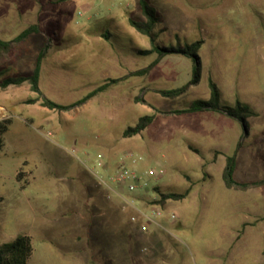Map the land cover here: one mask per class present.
Wrapping results in <instances>:
<instances>
[{"label":"rangeland","instance_id":"obj_1","mask_svg":"<svg viewBox=\"0 0 264 264\" xmlns=\"http://www.w3.org/2000/svg\"><path fill=\"white\" fill-rule=\"evenodd\" d=\"M144 1L160 20L158 46L203 42L199 85L174 100L156 94L191 81L192 60L175 55L146 77L128 78L65 112L25 105L34 98L27 85L0 91V120H11L0 151V246L28 237L27 264H264V187L234 192L221 180L225 158L234 155V181L264 180V0ZM129 20H144L139 0H0L1 40L32 25L41 30L0 69L30 74L48 45L39 90L57 105H72L155 60L135 54L151 44ZM106 32L108 42L100 38ZM209 78L222 105L238 100L258 114L248 120L247 136L212 112L156 114L207 100ZM152 115L145 131L122 138ZM222 119L224 127L213 124ZM207 125L224 133L221 141L196 135ZM122 171L146 187L113 181ZM191 185L183 201L150 205L155 189L182 194Z\"/></svg>","mask_w":264,"mask_h":264},{"label":"trees","instance_id":"obj_2","mask_svg":"<svg viewBox=\"0 0 264 264\" xmlns=\"http://www.w3.org/2000/svg\"><path fill=\"white\" fill-rule=\"evenodd\" d=\"M71 1L74 0H55V3L61 4ZM139 7L144 20L142 22H135L133 20H129L128 23L129 26L139 35L147 37L150 40L151 48L149 50L135 52L137 56H156L155 60L146 68L137 72L130 73L128 76L122 79L107 80L101 86L97 87L95 90H93L91 93L86 95L78 102L69 106H60L43 97L39 90L41 64L45 57V53L49 48L48 45H45L43 50L37 55L33 69L30 74L6 76L5 73H7L8 70L0 69V91H5L10 87L19 88L23 85H27L29 88V92L34 95V98L25 101V105H38L40 108L46 109L48 111L65 112L85 105L88 101L95 98L97 95L105 93L112 86H116L117 84L128 78L146 77L160 63L162 59L168 56L175 55L184 56L192 60L194 66L191 81L186 87L182 89L174 91H157L156 94H158L164 99L174 100L183 95L189 87H195L199 85L202 77V65L200 58L197 56V53L202 48L203 42L198 41L191 45H186L184 48L173 47L171 45H169L168 47L158 46V44H156V39L158 38V35L156 36L154 33V31L158 29L160 24L157 12L144 0H139ZM39 34H41V30L39 29V27L36 25H32L23 30L18 36H16L11 41H3L0 39V67L3 66L4 63H14L16 61V58L22 53L24 45L29 40V38ZM100 38L103 39L105 42H108L111 36L109 33L106 32L101 33ZM208 90L209 98L207 100L194 101L186 110L176 111L172 113L156 112V114L193 115L202 112H212L223 115L226 118L237 122L241 129L244 131L245 136H247L249 129L248 120L256 118L258 114L245 104L239 102L238 100L235 101L234 106L232 107L222 105L221 92L210 78L208 79ZM138 100L139 99H137V101ZM154 119V115L145 116L138 119L134 127L126 129V131L122 134V138L130 139L141 134L154 122ZM10 125V118L0 120V151L3 148V136L8 131ZM241 148L242 143L238 144L237 150H240ZM194 153L196 155L198 154L195 151ZM216 156H220V154L215 153L214 160L216 159ZM234 171L235 155L232 157H226L225 165L221 174L223 187L226 190L234 192H247L249 190H255L264 187V180L252 183H238L234 181ZM21 177L22 174L19 173L17 178L21 179ZM191 190L192 185L189 186L182 194H164L161 193L158 189H155V192L158 194V199L156 201L151 202L150 205L163 208L168 202L183 201L189 196ZM238 239L239 237L237 238V240ZM31 253L32 248L30 239L26 236H20L11 243L3 244L0 246V264H27ZM261 255L264 257V248L261 252Z\"/></svg>","mask_w":264,"mask_h":264},{"label":"crops","instance_id":"obj_3","mask_svg":"<svg viewBox=\"0 0 264 264\" xmlns=\"http://www.w3.org/2000/svg\"><path fill=\"white\" fill-rule=\"evenodd\" d=\"M218 115H220V114H218ZM220 116H223V115H220ZM224 118H226L225 116H223ZM231 120V119H230ZM234 121V120H233ZM225 122H226V120H223L222 119V121H216L215 123H213V124H219V125H215V126H218V127H224V125H225ZM211 126H213L214 127V125H207V126H205V127H200L201 129L199 130L198 129V131H197V136L198 137H201V138H205V139H214L215 141L217 140V141H221L222 140V138L224 137L223 135H224V133L223 132H221L219 129H216L214 132L212 131V127ZM201 130H206V132L205 133H202V131ZM262 252V251H261Z\"/></svg>","mask_w":264,"mask_h":264},{"label":"built area","instance_id":"obj_4","mask_svg":"<svg viewBox=\"0 0 264 264\" xmlns=\"http://www.w3.org/2000/svg\"><path fill=\"white\" fill-rule=\"evenodd\" d=\"M147 176L154 177L155 173L153 171H148ZM129 179H131V181L134 182L133 185L129 186L130 189L136 188V187H139V188L146 187V183L142 181V179L137 178L134 174H130L127 171H122L116 178L113 179V181L120 183L125 180H129Z\"/></svg>","mask_w":264,"mask_h":264}]
</instances>
